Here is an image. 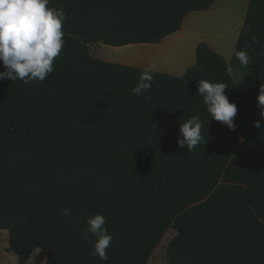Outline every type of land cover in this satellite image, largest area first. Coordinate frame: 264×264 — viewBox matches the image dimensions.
<instances>
[{"label": "trees", "instance_id": "16d2710c", "mask_svg": "<svg viewBox=\"0 0 264 264\" xmlns=\"http://www.w3.org/2000/svg\"><path fill=\"white\" fill-rule=\"evenodd\" d=\"M216 1L50 0L65 14L54 71L43 82L0 80V230L18 264L38 249L46 264H146L170 228L171 264H264V0H249L230 63L202 41L193 67L155 71L139 96L143 68L90 51L158 44ZM240 50L256 74L247 92L230 69ZM201 80L227 85L234 131L210 117ZM192 116L203 140L189 152L177 140ZM96 214L113 237L107 261L89 255L95 237L81 239Z\"/></svg>", "mask_w": 264, "mask_h": 264}, {"label": "clouds", "instance_id": "9594fccd", "mask_svg": "<svg viewBox=\"0 0 264 264\" xmlns=\"http://www.w3.org/2000/svg\"><path fill=\"white\" fill-rule=\"evenodd\" d=\"M50 0H0V63L4 71H0V80H21L25 84L33 81L43 82L54 71V60L64 48L63 23L65 14L62 10L48 7ZM242 65H247L249 56L245 50L236 53ZM155 64L143 68L139 80L131 91L139 96L150 91L154 81ZM227 85L222 82L201 80L197 84V92L203 97L210 117L231 131L235 130V117L238 109L230 102ZM150 100V96H145ZM257 107L261 119L264 120V87L260 86L257 96ZM203 122L199 116H192L180 125L181 137L177 140L179 148L192 151L203 140L201 129ZM256 128L261 127V120L254 122ZM68 216V209H61ZM88 227L82 232L81 239L92 240L95 237L94 249L90 256H98L108 260L107 249L113 240L105 227L106 220L102 214L88 218Z\"/></svg>", "mask_w": 264, "mask_h": 264}, {"label": "rangeland", "instance_id": "374dc122", "mask_svg": "<svg viewBox=\"0 0 264 264\" xmlns=\"http://www.w3.org/2000/svg\"><path fill=\"white\" fill-rule=\"evenodd\" d=\"M248 4L249 0H217L207 11L191 12L179 31L156 45L138 43L119 49L99 42L91 44L90 51L94 57L106 61L140 68L155 64L156 72L182 76L187 69L196 64L197 45L206 41L230 63ZM230 69L240 90L249 91L256 76L253 67L250 64L239 67L230 65ZM174 235L175 231L170 228L146 264H171L168 244ZM5 240L10 246L9 232L3 229L0 230V244H4ZM44 252L47 251L36 250L29 264H46ZM11 255L14 258H4L2 264H18V256L13 252Z\"/></svg>", "mask_w": 264, "mask_h": 264}, {"label": "crops", "instance_id": "0c3cea01", "mask_svg": "<svg viewBox=\"0 0 264 264\" xmlns=\"http://www.w3.org/2000/svg\"><path fill=\"white\" fill-rule=\"evenodd\" d=\"M156 45V44H155ZM9 244L6 242H4V244H0V262L1 264L4 263V258H7V257H12L14 258L12 255H11V251H9ZM36 252V251H35ZM34 252V253H35ZM45 255V257L47 258V252H44L43 253ZM34 255V254H33ZM33 257V256H32ZM32 257L30 258V260L27 262V264H29V262L31 261Z\"/></svg>", "mask_w": 264, "mask_h": 264}, {"label": "bare ground", "instance_id": "6f19581e", "mask_svg": "<svg viewBox=\"0 0 264 264\" xmlns=\"http://www.w3.org/2000/svg\"><path fill=\"white\" fill-rule=\"evenodd\" d=\"M128 46H133V45H128ZM124 47H125V46H124ZM120 48H123V47H119V49H120ZM127 57H128V56H127Z\"/></svg>", "mask_w": 264, "mask_h": 264}]
</instances>
